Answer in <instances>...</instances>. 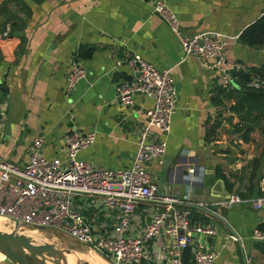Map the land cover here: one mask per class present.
Returning <instances> with one entry per match:
<instances>
[{"label": "crops", "instance_id": "crops-1", "mask_svg": "<svg viewBox=\"0 0 264 264\" xmlns=\"http://www.w3.org/2000/svg\"><path fill=\"white\" fill-rule=\"evenodd\" d=\"M154 1L0 0V117L4 124L0 158L24 163L32 140L39 135L44 138L40 155L63 157L62 135L78 128L96 134L93 144L78 153V160L112 169L130 167L140 129L147 121L143 110L152 100L136 94L133 105L124 107L116 99V87L135 75L127 59L139 54L158 69H171L178 89L170 132L158 134L166 140V153L161 163L147 165L159 191L178 197L192 209L195 219L214 226L217 235L208 237L204 246L218 252L215 264H246L248 258L264 264V244L249 239L264 222V209L253 210L246 203L214 204L234 192L259 193L264 175L263 134L256 127L249 142L240 139L233 127L239 117L228 109L235 98L221 93L241 91L240 84L234 79L231 87L223 89L215 72L196 58L185 57L178 35L154 13ZM164 1L184 34L219 32L230 38L225 56L228 64L238 67L235 71L262 73L264 46L243 45L238 37L261 16L264 0ZM6 24L9 33L3 37ZM74 60L87 76L65 96V75ZM116 60L122 63L115 66ZM208 130H213L211 141ZM212 145L219 147L211 150ZM194 166L203 168L200 183L185 177L187 168ZM199 202L205 208H195ZM146 206L145 202L139 205V217ZM83 213L91 223H110L95 208ZM225 234L238 240H225Z\"/></svg>", "mask_w": 264, "mask_h": 264}, {"label": "built area", "instance_id": "built-area-1", "mask_svg": "<svg viewBox=\"0 0 264 264\" xmlns=\"http://www.w3.org/2000/svg\"><path fill=\"white\" fill-rule=\"evenodd\" d=\"M152 5L154 13L178 35L184 56L196 58L215 72L219 87H231L232 72L238 67L226 61L230 38L215 31L184 34L164 0H155ZM8 33L6 24L1 35ZM127 60L135 75L116 87L117 101L124 107L132 106L136 94L152 100L143 110L147 121L140 129L131 166L112 169L78 160V153L95 141L93 131L73 128L65 132L61 137L64 156L51 159L39 154L44 143L39 135L32 140L24 163L0 158V218L11 222L10 228L16 222L18 226L65 233L111 264H215L218 252L204 246L208 237L217 235L214 226L195 219L192 209L178 197L160 192L147 168L149 162L161 163L167 143L158 134H169L177 108L171 69H158L139 54ZM121 63L116 60L115 66ZM86 76V69L74 60L65 75L64 95L69 96ZM245 86L264 91V78L251 75ZM3 125L0 117V133ZM187 169L186 178L194 183L202 181L203 168ZM144 202L147 206L139 217L138 207ZM238 203H246L253 210L264 209V175L256 196L242 197L234 192L214 204L231 207ZM90 208L103 212L110 223H91L83 213ZM195 208H205V204L199 202ZM224 239L236 241L238 237L225 234ZM249 239L264 244V229L254 228ZM246 264L254 263L248 258Z\"/></svg>", "mask_w": 264, "mask_h": 264}, {"label": "trees", "instance_id": "trees-1", "mask_svg": "<svg viewBox=\"0 0 264 264\" xmlns=\"http://www.w3.org/2000/svg\"><path fill=\"white\" fill-rule=\"evenodd\" d=\"M238 40L243 45L254 48H260L264 46V10L261 16L256 21H254L241 31ZM82 53L83 52H80V55H83ZM89 53L90 52L86 53V55H89ZM260 70H262V73L264 72V68ZM262 73L259 76L264 78V74ZM250 76L251 75L249 72L246 73L243 71H233L232 77L240 84L242 90H221L222 97L235 98L234 104L229 106L228 109L238 115L239 121L234 124L233 127L235 132L240 133L239 137L245 143L251 140V133L257 126L261 127V133L264 137V91L252 90L245 86V83L250 78ZM241 94L245 95L248 103L252 105L250 114L246 113L245 104L242 100ZM212 135L213 130H208V141L213 140ZM221 176L224 177L223 175ZM238 193H240V196L242 197L251 196L253 194L251 193L246 195L241 193L240 191ZM258 228L264 229V222L260 224Z\"/></svg>", "mask_w": 264, "mask_h": 264}, {"label": "water", "instance_id": "water-1", "mask_svg": "<svg viewBox=\"0 0 264 264\" xmlns=\"http://www.w3.org/2000/svg\"><path fill=\"white\" fill-rule=\"evenodd\" d=\"M176 97H177V88ZM242 100L245 103V110L247 114H250L252 105L248 103L246 96L242 95ZM218 145L210 146L211 150H217ZM10 228L11 222H8ZM30 228V230H38V232L44 231L43 228H35L33 226H23ZM16 222H13L10 230H0V254L3 256V264H68L67 257L69 254L74 256L75 251L67 247H57L51 242L37 240L27 236L24 232L19 231ZM76 264H79L76 261ZM88 264V262H84Z\"/></svg>", "mask_w": 264, "mask_h": 264}, {"label": "rangeland", "instance_id": "rangeland-1", "mask_svg": "<svg viewBox=\"0 0 264 264\" xmlns=\"http://www.w3.org/2000/svg\"><path fill=\"white\" fill-rule=\"evenodd\" d=\"M256 132L257 133L261 132L260 126H257ZM262 144H263V141H262ZM4 223H5V226H7L6 231L10 230V228L8 227V224L5 221H4ZM29 229L30 228L21 226V228H19V231H22V232L25 231L26 232L25 234H27V236H29L28 233L32 232ZM36 234L30 235V237L37 240L39 235H36ZM40 235H43V238L45 239V241L51 242L54 245H56L57 247H67V248L73 249L75 251L74 259H76V261H78L79 264H84V262H88V264H89L92 257L98 256L94 252H91L90 250L82 248L81 245L75 239H73L72 237H70L69 235H67L65 233L56 232L53 230L51 231L49 229V230L42 231L40 233ZM102 263L108 264V262H106V261L104 262L103 259H102ZM0 264H3V263L0 261ZM109 264H111V263H109Z\"/></svg>", "mask_w": 264, "mask_h": 264}, {"label": "bare ground", "instance_id": "bare-ground-1", "mask_svg": "<svg viewBox=\"0 0 264 264\" xmlns=\"http://www.w3.org/2000/svg\"><path fill=\"white\" fill-rule=\"evenodd\" d=\"M7 225V224H6ZM6 228H7V226H5V223H4V221H3V219H1L0 218V230H4L5 229V231H6ZM19 230V229H18ZM30 230V229H29ZM30 231H32V232H30V233H28V235L30 236V235H33V234H36V235H39L38 236V239L39 238H42V240H45L44 238H43V235H40V233L41 232H38V230H30ZM39 233V234H38ZM27 235V234H26ZM37 238V237H36ZM96 256V255H95ZM91 257V256H90ZM2 259H3V256L0 254V261H2ZM67 261H68V264H76V262H75V259H74V256L72 255V254H69L68 255V257H67ZM105 262V261H104ZM89 264H104V263H102V259H101V257H99V256H96V257H92V259L90 260V262H89Z\"/></svg>", "mask_w": 264, "mask_h": 264}]
</instances>
